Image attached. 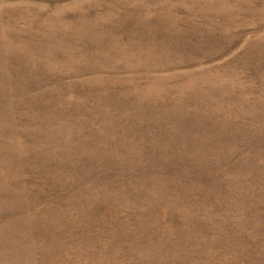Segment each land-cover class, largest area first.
Returning <instances> with one entry per match:
<instances>
[{"label": "rangeland", "instance_id": "374dc122", "mask_svg": "<svg viewBox=\"0 0 264 264\" xmlns=\"http://www.w3.org/2000/svg\"><path fill=\"white\" fill-rule=\"evenodd\" d=\"M0 264H264V0H0Z\"/></svg>", "mask_w": 264, "mask_h": 264}]
</instances>
